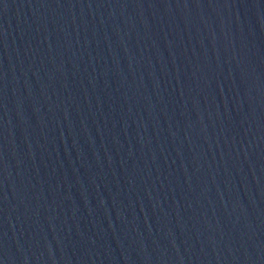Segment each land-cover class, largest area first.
<instances>
[{
    "label": "water",
    "instance_id": "95a60500",
    "mask_svg": "<svg viewBox=\"0 0 264 264\" xmlns=\"http://www.w3.org/2000/svg\"><path fill=\"white\" fill-rule=\"evenodd\" d=\"M0 264H264V0H0Z\"/></svg>",
    "mask_w": 264,
    "mask_h": 264
}]
</instances>
